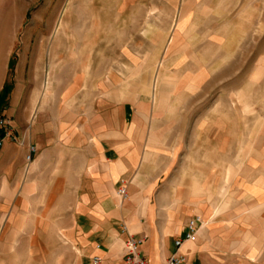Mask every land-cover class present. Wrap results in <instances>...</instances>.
<instances>
[{
  "label": "crops",
  "instance_id": "1",
  "mask_svg": "<svg viewBox=\"0 0 264 264\" xmlns=\"http://www.w3.org/2000/svg\"><path fill=\"white\" fill-rule=\"evenodd\" d=\"M27 8L0 0V95L12 82L0 115L15 138L0 148V264L2 246L11 253L19 230L53 225L76 246L75 264H125L123 227L142 239L148 264H163L195 216L202 225L178 250L185 264H264V188L227 207L225 189L206 180L209 151L196 181L192 150L179 157L181 147L160 138L156 125H126L124 65L122 74L110 67L101 75L92 63L68 62V49H81L67 44L63 17L39 27L44 16L26 23ZM179 158L189 166L176 176Z\"/></svg>",
  "mask_w": 264,
  "mask_h": 264
},
{
  "label": "rangeland",
  "instance_id": "2",
  "mask_svg": "<svg viewBox=\"0 0 264 264\" xmlns=\"http://www.w3.org/2000/svg\"><path fill=\"white\" fill-rule=\"evenodd\" d=\"M19 1L29 6L26 23L44 16L39 27L53 28L63 17L67 44L81 49H68V62L92 63L101 75L110 67L122 74L124 65L126 125H156L181 147L179 157L192 150L196 181L209 151L206 180L225 189L227 207L264 188L256 182L264 178V0ZM179 159L176 176L189 166ZM62 230H19L11 253L2 246L3 264H75L76 246Z\"/></svg>",
  "mask_w": 264,
  "mask_h": 264
},
{
  "label": "built area",
  "instance_id": "3",
  "mask_svg": "<svg viewBox=\"0 0 264 264\" xmlns=\"http://www.w3.org/2000/svg\"><path fill=\"white\" fill-rule=\"evenodd\" d=\"M15 141L13 134V127L11 122L0 115V148L3 146L5 140ZM35 153V148L33 146L28 147V154L26 156V161H30L32 155ZM117 196L121 201L127 199L126 187L122 185L118 191ZM202 225V220L199 216H195L190 219L186 224V231L183 238L177 239L174 242L175 251L166 259L163 264H185L186 258L183 254L179 253L178 250L183 244V242L193 241L195 239L197 230ZM122 232L126 234V239L124 241V263L125 264H148V262L141 256L140 245L142 239L135 238L132 234L128 232L126 227H123ZM99 260L94 258L92 263L98 264Z\"/></svg>",
  "mask_w": 264,
  "mask_h": 264
},
{
  "label": "trees",
  "instance_id": "4",
  "mask_svg": "<svg viewBox=\"0 0 264 264\" xmlns=\"http://www.w3.org/2000/svg\"><path fill=\"white\" fill-rule=\"evenodd\" d=\"M10 75H11V72H10ZM11 79V77H10ZM11 86H12V82L9 81L5 86H4V89H3V92L2 94L0 95V107L3 103H5L8 95H9V92H10V89H11Z\"/></svg>",
  "mask_w": 264,
  "mask_h": 264
}]
</instances>
